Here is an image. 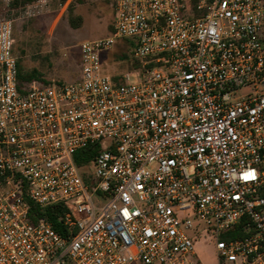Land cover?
<instances>
[{"label":"built area","instance_id":"1","mask_svg":"<svg viewBox=\"0 0 264 264\" xmlns=\"http://www.w3.org/2000/svg\"><path fill=\"white\" fill-rule=\"evenodd\" d=\"M22 1L0 0V264H203L205 241L264 264V0H109L73 84L20 82L15 24L49 5ZM54 205L64 234L33 214Z\"/></svg>","mask_w":264,"mask_h":264},{"label":"rangeland","instance_id":"2","mask_svg":"<svg viewBox=\"0 0 264 264\" xmlns=\"http://www.w3.org/2000/svg\"><path fill=\"white\" fill-rule=\"evenodd\" d=\"M64 2L49 0L40 15L15 24V54L21 72L29 75L36 70L40 82L52 78L63 84L79 82L80 45L111 34L115 15L109 0H72L67 6ZM73 20L79 23V28L71 26ZM129 42L121 40L111 51L103 53L107 73L121 75L134 71L136 62ZM131 81L137 83L138 79L132 75ZM246 93L247 90L243 91ZM90 171L93 172L94 167ZM197 251L203 264H217L213 243L202 242Z\"/></svg>","mask_w":264,"mask_h":264},{"label":"trees","instance_id":"3","mask_svg":"<svg viewBox=\"0 0 264 264\" xmlns=\"http://www.w3.org/2000/svg\"><path fill=\"white\" fill-rule=\"evenodd\" d=\"M30 1L32 0L22 1L21 3H17V4L18 5L25 4ZM70 11H72V6H70ZM71 26L74 28H79V23L73 20L71 21ZM112 30H113V27H112ZM129 45H130L129 50L133 53L135 49V45L134 43H130ZM19 80L21 83L31 82V81H40L41 77L36 70L33 71L32 74L24 75L21 72L20 65H19ZM44 83H47V81H44ZM100 151H101V148H100V145L98 144L89 146L88 148L79 151L75 155V162L77 166L81 169L84 168L86 165L91 163L96 158V156L99 154ZM83 175H84L85 181L88 182L89 179L87 178V175L86 174H83ZM65 213H66V210L60 205H54V206H50L46 208L35 207L33 211V214L37 217H46L49 220V222L52 224L54 229L57 230L61 234H64V228L61 224L60 219ZM243 235L244 233L242 231V227L240 226L239 229L235 231L233 236H243Z\"/></svg>","mask_w":264,"mask_h":264},{"label":"crops","instance_id":"4","mask_svg":"<svg viewBox=\"0 0 264 264\" xmlns=\"http://www.w3.org/2000/svg\"><path fill=\"white\" fill-rule=\"evenodd\" d=\"M15 39H16V38H15ZM51 80H56V79L52 78Z\"/></svg>","mask_w":264,"mask_h":264}]
</instances>
